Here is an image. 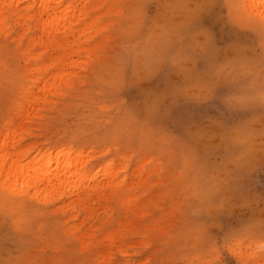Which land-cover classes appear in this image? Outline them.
Here are the masks:
<instances>
[{
	"label": "clouds",
	"instance_id": "1",
	"mask_svg": "<svg viewBox=\"0 0 264 264\" xmlns=\"http://www.w3.org/2000/svg\"><path fill=\"white\" fill-rule=\"evenodd\" d=\"M97 2L78 53L0 36V133L76 161L60 184L0 176V264H264V93L189 80L264 74V0Z\"/></svg>",
	"mask_w": 264,
	"mask_h": 264
},
{
	"label": "rangeland",
	"instance_id": "2",
	"mask_svg": "<svg viewBox=\"0 0 264 264\" xmlns=\"http://www.w3.org/2000/svg\"><path fill=\"white\" fill-rule=\"evenodd\" d=\"M47 3L52 4L53 7H57L56 11L54 12L49 11V13H51L52 15L47 14L48 12L44 11L46 9ZM52 5L50 6L52 7ZM7 6H8L9 12L4 19H1L2 21L0 20V23L4 24V25L0 24V27H1L0 36L4 38H12L13 40L16 41L17 44H22L26 37L31 36V43H32V47L34 49L36 56H40L41 54H43L45 52V49L50 47L54 43L55 45L58 46V49H63V47L64 48L66 47V48H70L74 53H78L80 51V48L76 47V41L74 39L73 34H75L76 36H79L81 33L85 32L89 27H91L93 23L98 19L97 16H93L92 14L94 12H98L100 8V4L97 2V0H8ZM68 7H69V13L67 12L68 14H66L63 12V10ZM242 10H243L242 8L238 9V11H242ZM14 11L16 13H14ZM53 17H57L55 19L58 22L57 21L52 22L51 20L55 21ZM63 17L66 18L69 22L67 20L65 21ZM89 17H91V19H89ZM70 18L72 19L71 20L72 23L70 21ZM41 21L43 24L45 23L44 24L45 26L43 25L44 27L48 25L53 26V27H50L51 29L48 26V29L51 30L52 36H53L54 28H56L57 33L54 32L56 36L54 34V37H52L50 33L48 34L47 31L50 32V30H48L46 27V30H47L46 31L45 28L42 27ZM60 21H61V24H64V25H60L59 23ZM46 22L48 25L46 24ZM37 23L41 25L40 26L41 28H44L45 33L47 32L45 34V37H44L43 31H41L42 29L40 30L41 32L38 30L40 29V27L38 26ZM67 23L68 25L65 26V24ZM25 25H27L28 27H24ZM69 25H71V27ZM61 26H64V29H62L63 27L61 28ZM65 30L67 31L68 34L65 32ZM39 36L42 37V39L40 40L44 39V41L46 42V45L44 44L43 41L37 40L40 38ZM47 36H49V38H46ZM56 37L59 40L58 39L53 40V38H56ZM45 39L52 40L50 41L51 45L50 44L47 45L49 41L47 43V40ZM40 43L41 45L44 44L45 47L43 45L41 46ZM67 43H69V45ZM73 63H78V61H69V66L71 67ZM209 75L219 80L220 82L219 86L221 89H223L222 94H230V93H234L237 90H239L243 97L246 98V97L251 96L258 100L261 93H264V87H261V84H260L261 77L264 74H262L260 69L255 65L237 64V65H233L230 67L229 66H217L211 73H208L204 71L203 69H197L196 71L189 73V80L191 83H197L202 79H206ZM70 76H71V73H68V72L59 74L60 80L66 83L70 82ZM241 85H243V87H241ZM28 132L29 130L25 127H13V128L5 129L2 133H0V158H1L0 160L3 161L4 159L3 156L5 157V155L7 154L4 159L5 161L4 162L0 161V169L1 170L4 169V171H2L3 173L0 170V176L3 177V181L5 180L4 182H7V179L8 181L11 180L13 189L19 187V188H23L27 190V188L31 186L29 183L30 180L36 181L35 178L37 175H39L40 173L54 171L56 167L60 166L59 164L63 162L64 163L63 165L61 164V167L63 166L64 168V165L69 166L70 168L69 170L73 168V170L75 171L76 161L67 152L66 154L61 156L59 152H49L47 155L45 154L35 155V153L31 151H27L28 149L31 148L29 144H24V141L28 135ZM4 140H7V141L2 144ZM22 144H24L23 147H21ZM9 153L12 154L13 158H11V155ZM21 154L24 156H22ZM20 155L22 156V158H20ZM68 155L70 157H67ZM7 156L10 157L11 160L8 159ZM34 157H37V159L35 160V162L32 163L31 166H29L25 170H19L20 172L16 169L17 171L16 173L14 171L15 169L14 168L13 171L15 174L14 173L10 174V176L8 177L7 175L8 168L11 166L14 160L19 161L20 159L22 161L21 164H27L31 162ZM71 160L73 162H71ZM7 162L11 163L10 165L8 163L9 167H7ZM1 163H2V166H1ZM62 169L60 170V174L62 173L61 176L63 178L61 177L62 179L60 180H62L63 182L70 181L72 179V177L68 175L70 174V172H68V174L64 173ZM22 171H24L23 174H22ZM18 172H19V176H18ZM63 173L67 174V176L70 177V180L69 178L67 179V177H65ZM64 177L66 178L65 181L63 180ZM59 182L60 181L58 179H55V181H52L51 183L60 184L61 182L60 183Z\"/></svg>",
	"mask_w": 264,
	"mask_h": 264
},
{
	"label": "bare ground",
	"instance_id": "3",
	"mask_svg": "<svg viewBox=\"0 0 264 264\" xmlns=\"http://www.w3.org/2000/svg\"><path fill=\"white\" fill-rule=\"evenodd\" d=\"M7 1L8 0H0V20L1 19H4L5 17H6V15L8 14V12H9V10H8V6H7ZM43 3H45V2H43ZM59 3V2H58ZM48 4H50V3H47V5H46V9L44 10L45 12L47 11L48 13L47 14H51V13H49V11L50 12H54V11H56L57 10V7H53V5L52 4H50V5H52V7L50 6V5H48ZM60 4V3H59ZM58 4V5H59ZM57 5V4H56ZM44 8H45V6H44ZM43 11V10H42ZM42 11H41V13H42ZM63 12L64 13H66V14H68L69 13V7L68 8H65L64 10H63ZM68 12V13H67ZM14 13H16L15 11H14ZM40 13V12H39ZM52 15V14H51ZM68 16V15H67ZM24 17V16H23ZM40 18V17H39ZM54 18V20L55 21H53V20H51L52 22H56L57 20L55 19V18H57V17H53ZM52 18V19H53ZM64 18V17H63ZM41 19V18H40ZM65 19V21L67 20L66 18H64ZM69 19V18H68ZM48 20V19H47ZM72 19L70 18V21H71ZM2 21V20H1ZM68 21V20H67ZM40 22V21H39ZM43 22H44V20H43ZM58 22V21H57ZM63 22V21H62ZM69 22V21H68ZM51 23V22H50ZM60 23V25H64V24H61V21L59 22ZM64 23H66V22H64ZM71 23H72V21H71ZM1 25H4L3 23H0ZM27 24V23H26ZM38 24V26L40 27L41 25H39V23H37ZM41 24H42V27H44L45 25V23L43 24L42 23V21H41ZM46 24H47V22H46ZM6 25V24H5ZM44 25V26H43ZM48 25V24H47ZM54 25V24H53ZM57 25V24H56ZM66 25H68V23L67 24H65V26ZM49 26V28L50 27H53V26H50V25H48ZM48 26H46L47 27V29H48ZM70 27H71V25H69ZM24 27H28L27 25H25ZM46 27H44L45 28V30H46ZM57 27V26H56ZM59 27V26H58ZM63 27V28H62ZM1 28V27H0ZM44 28H41L40 27V29H38L39 31L41 30V31H43V33H44V37H45V34L48 32V34L50 33L51 34V28L50 29H48V30H50V32L49 31H47L46 33H45V30H44ZM61 28L62 29H64V26H61ZM60 28V29H61ZM24 29V28H23ZM59 29V28H58ZM68 29V28H67ZM71 29V28H70ZM40 31V32H41ZM59 31V30H58ZM62 31V30H61ZM72 31V30H71ZM25 32V31H24ZM54 32H56V28H54V31H53V36H52V34H51V36L52 37H54ZM64 32V31H63ZM65 32L67 33V31L65 30ZM57 33V32H56ZM68 34V33H67ZM43 35V34H42ZM55 36H56V34H55ZM71 36V35H70ZM40 37V36H39ZM46 38H49V36H47ZM40 39H42V37H40L39 39H37V40H40ZM54 39H58L57 37L56 38H53V40ZM45 40H47V43H48V41H49V43L47 44V45H49L50 44V41H52V40H48V39H45ZM59 40V39H58ZM61 40V39H60ZM40 41H43L44 42V44L46 45V42L44 41V39L43 40H40ZM62 41V40H61ZM67 41H68V39H67ZM43 42H41V43H43ZM56 42V41H55ZM41 43H40V45H41ZM52 43V42H51ZM63 43V42H62ZM44 44H42L44 47H45V45ZM55 44V43H54ZM68 45H69V43H67ZM41 45V46H42ZM51 45V44H50ZM65 46V45H64ZM64 48V47H63ZM7 140H4L3 142H2V144L3 143H5ZM28 149V148H27ZM23 151V150H22ZM7 152V151H6ZM10 152V151H9ZM21 152V151H20ZM8 153V152H7ZM11 153V152H10ZM9 153V154H10ZM18 153V152H17ZM5 154V153H4ZM9 154H8V156H9ZM16 154V153H15ZM26 154V153H25ZM28 154H29V152H28ZM60 154V153H59ZM66 154V153H65ZM7 155V154H6ZM6 155H5V157H6ZM11 155V158H13V156H12V154H10ZM22 155V154H21ZM20 155V158H22V156H24V155H22L21 156ZM3 156V155H2ZM7 156V157H8ZM5 157L3 156V158L5 159ZM67 157H70L69 155L67 156ZM72 157V156H71ZM2 158V159H3ZM1 159V158H0ZM3 159V161L2 160H0L1 162H4L5 160ZM8 159H10V157H8ZM7 159V160H8ZM16 159H17V157H16ZM37 159V157H34L33 159H32V161L31 162H29V163H27V164H21L22 163V161L19 159V161L18 160H14V162H12V164L11 163H9V162H7V167H9V165L11 164V166L8 168V171H7V175H8V177L10 176V174H13L14 173V171H15V173L17 172L16 171V169L19 171V170H25V169H27L29 166H31L32 165V163L33 162H35V160ZM11 160V159H10ZM21 161V162H20ZM71 162H73L72 160H71ZM8 163H9V165H8ZM64 163V162H63ZM63 163H61L62 165H63ZM61 164H59L60 166H58V167H56V169L54 170V171H49V172H46V173H40L39 175H37L36 176V178H35V180L37 181V182H40L41 180H43V181H45V182H47V183H50V184H52L51 182L52 181H55V179H58L61 183L63 182L62 180H60V179H62L63 177L61 176V174H60V170L63 168V166L61 167ZM76 165V164H75ZM1 166H2V163H1ZM72 166V165H71ZM74 167V166H73ZM15 168V169H14ZM2 169H3V167H2ZM13 169H14V171H13ZM64 169H70L69 168V166H65L64 165V168L62 169L63 170V172L64 173H67L68 174V172H65L64 171ZM1 170V169H0ZM6 170V169H5ZM73 172H74V170H73V168L71 169ZM2 171H4V169L3 170H1V172ZM20 172V171H19ZM19 172H18V176H19ZM3 173V172H2ZM1 173V174H2ZM5 173V172H4ZM14 173V174H15ZM24 173V171H22V174ZM63 173V175H65V177H67V179L69 178V180H70V177H71V175L70 174H68L69 176H67V174H64ZM6 175V176H7ZM16 176V175H15ZM20 176H21V174H20ZM5 177V176H4ZM7 177V178H8ZM62 177V178H61ZM64 177V181L66 180V178ZM6 179V178H5ZM47 180V181H46ZM5 181V180H4ZM7 181H8V179H7ZM50 181V182H49ZM58 182V181H57ZM59 182V183H60ZM66 182V181H65ZM56 183V182H55ZM54 184V183H53ZM58 184V183H57Z\"/></svg>",
	"mask_w": 264,
	"mask_h": 264
}]
</instances>
